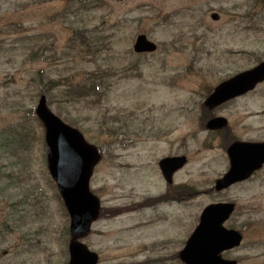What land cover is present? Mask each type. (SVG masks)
Here are the masks:
<instances>
[{"label": "rangeland", "instance_id": "374dc122", "mask_svg": "<svg viewBox=\"0 0 264 264\" xmlns=\"http://www.w3.org/2000/svg\"><path fill=\"white\" fill-rule=\"evenodd\" d=\"M140 33L155 52H134ZM263 60L264 0H0V264L69 262L70 217L35 113L41 94L103 152L90 187L104 210L164 193L159 160L188 157L170 186L193 196L101 216L78 239L99 264H185L176 255L202 210L228 201L226 225L244 239L223 256L264 264V169L216 191L229 159L199 119L220 82ZM86 85L97 89L80 95ZM236 99L217 109L236 124L228 137L264 140V82Z\"/></svg>", "mask_w": 264, "mask_h": 264}, {"label": "water", "instance_id": "95a60500", "mask_svg": "<svg viewBox=\"0 0 264 264\" xmlns=\"http://www.w3.org/2000/svg\"><path fill=\"white\" fill-rule=\"evenodd\" d=\"M213 13L212 18L218 19ZM157 45L147 35L139 34L134 44L135 52H154ZM264 80V61L255 68L236 74L220 83L207 98L210 108L222 104L233 97L252 90ZM36 114L45 126L48 149V168L57 182L58 189L70 214L69 264H97L99 256L77 238L86 235L92 222L100 214V199L90 190L93 167L101 158L97 147L86 141L77 129L65 123L47 104L42 95L36 107ZM225 121L221 117L208 121L210 129L221 128ZM230 168L216 181V189L222 190L245 180L264 162V143L234 142L228 148ZM187 162L185 156L163 158L159 165L169 183L173 174ZM234 203H215L207 206L200 222L181 250L180 259L186 264H237L236 260L225 259L221 252L241 244L242 235L235 229H228L223 223L234 210Z\"/></svg>", "mask_w": 264, "mask_h": 264}, {"label": "trees", "instance_id": "16d2710c", "mask_svg": "<svg viewBox=\"0 0 264 264\" xmlns=\"http://www.w3.org/2000/svg\"><path fill=\"white\" fill-rule=\"evenodd\" d=\"M50 84L53 87L58 86V81H51ZM96 89H97L96 85H91V86L86 85L84 87H79L78 90H79L80 95H84L87 92L92 91V90L94 91ZM68 94L71 95V92H69ZM191 192L196 193L194 188H192L191 186H187V185L178 186V187L173 188V189H168V191L166 192L165 195L163 194L162 196L151 199L148 202H141V203L134 204L130 207H127L126 209H122V208H111V209H106V210L102 209L101 216H104V215L109 216V217L115 216L114 214L117 213L119 210L121 212H123L125 210H135V209L139 208L140 206L158 203L162 200H168V199L180 200L182 198L193 196L194 194H191ZM138 264H144V263H138Z\"/></svg>", "mask_w": 264, "mask_h": 264}, {"label": "flooded vegetation", "instance_id": "af4514ba", "mask_svg": "<svg viewBox=\"0 0 264 264\" xmlns=\"http://www.w3.org/2000/svg\"><path fill=\"white\" fill-rule=\"evenodd\" d=\"M233 100H237L236 98L235 99H233ZM232 100V101H233ZM217 109V108H216ZM213 110V111H211V115L212 116H215V115H222V117H225L226 118V126L225 127H223V128H221V129H218V130H216V131H214L215 133H217V135L221 138V134H223V133H226V132H232V129H233V127H235L236 126V124L234 123V122H231L230 121V119H229V117H227V116H225V115H223V114H221V113H219L217 110ZM237 120H238V125L241 127V128H245V127H247V126H249V122H246V121H244L242 118H240V117H237ZM230 127H232V129L230 128ZM235 139H239V140H243V139H241V138H239V137H235ZM246 141V140H245ZM261 141H264V140H260V141H258V142H261ZM223 147V146H222ZM225 152H226V154H227V150L225 149ZM264 169V164H263V166H262V168H260L259 170H256L255 172H253V174L251 175V177L248 179V180H246V181H250L252 178H254L256 175H257V173L258 172H260V171H262ZM245 181V182H246Z\"/></svg>", "mask_w": 264, "mask_h": 264}]
</instances>
